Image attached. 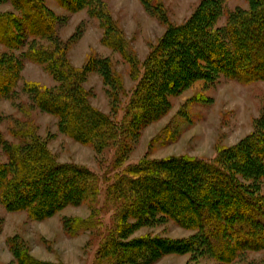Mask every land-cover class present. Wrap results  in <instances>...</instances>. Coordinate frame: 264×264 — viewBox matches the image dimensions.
I'll use <instances>...</instances> for the list:
<instances>
[{"label": "trees", "instance_id": "obj_1", "mask_svg": "<svg viewBox=\"0 0 264 264\" xmlns=\"http://www.w3.org/2000/svg\"><path fill=\"white\" fill-rule=\"evenodd\" d=\"M9 1L18 13H0V43L15 48L26 42L30 46L26 57L46 63L60 82L54 88L30 84L34 103L58 116L63 132L98 149L121 142L167 114L169 97L197 80H213L219 75L243 83L264 80V0H249V10L230 12L221 27L215 23L223 0H204L185 24L170 26L150 54L144 64L146 72L127 103L126 117L118 123L89 102L82 82L89 71L95 70L109 83L112 71L108 60L93 58L82 70L70 67L60 58L64 54L61 48L53 52L35 44L38 39H52L56 32L44 1ZM57 1L73 11L94 9L96 3ZM142 1L146 6L151 2ZM100 11L95 9V13ZM107 35V44L132 58L124 49V39L110 31ZM19 75L18 59L0 56V96L13 93ZM0 145L7 155L6 163L0 162V202L11 211H26L33 219H46L99 193L92 169L57 161L42 140L24 137L19 143H11L0 135ZM263 177L264 115L254 133L234 146L220 148L216 158H144L118 171L109 185V196L121 202L120 225L117 234L105 236L98 254L137 263L142 257L146 262V254L150 261L169 252L205 248L218 261L231 262L246 251L264 249V194L245 182L260 183ZM160 218H171L198 233L182 240L129 239L136 228ZM83 221L65 218L64 225L75 234ZM86 224L93 222L88 219ZM11 250L14 264H67L35 258L20 243L12 242Z\"/></svg>", "mask_w": 264, "mask_h": 264}, {"label": "rangeland", "instance_id": "obj_2", "mask_svg": "<svg viewBox=\"0 0 264 264\" xmlns=\"http://www.w3.org/2000/svg\"><path fill=\"white\" fill-rule=\"evenodd\" d=\"M43 1L54 18L56 32L52 39L36 40V46L53 52L61 48L64 54L60 58L78 70L93 58L107 59L112 71L109 83L95 70L89 71L82 82L89 93V102L122 123L127 103L146 72L144 64L148 57L169 27L185 24L204 0H151L147 6L142 0H95L94 9L74 11L57 0ZM97 7L99 13H95ZM239 8L249 10V0H223L216 27L226 25L229 13ZM0 13L18 11L11 1L0 0ZM107 31L124 39V49L132 58L105 42L109 37ZM29 47L26 42L15 48L0 43V56L20 62L13 93L0 96V135L11 143H19L24 137L42 140L57 161L89 167L96 173L99 193L41 220L31 218L26 211H11L0 202V264H14L12 242L25 245L35 258L67 264H264V249L246 251L231 262L218 261L205 248L169 252L150 261L146 254L149 257L146 262L142 257L137 258V263L98 254L105 236L117 234L120 225L121 202L108 193L115 174L144 158L181 155L216 158L220 148L234 146L256 131L257 122L264 115V80L243 83L224 75L197 80L169 97L171 108L167 114L136 134L125 136L121 142L98 149L63 132L59 117L34 103L30 84L54 88L60 82L46 63L26 57ZM6 161L7 155L0 145V162ZM245 182L264 194V177L260 183ZM65 218L82 219L83 227L71 234L65 228ZM88 219L92 225L86 224ZM197 233L196 229L181 226L171 218H160L136 228L129 239L182 240Z\"/></svg>", "mask_w": 264, "mask_h": 264}]
</instances>
